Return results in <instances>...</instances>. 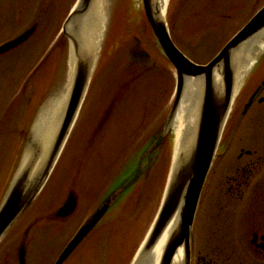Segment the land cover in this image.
<instances>
[{
  "label": "rangeland",
  "instance_id": "obj_1",
  "mask_svg": "<svg viewBox=\"0 0 264 264\" xmlns=\"http://www.w3.org/2000/svg\"><path fill=\"white\" fill-rule=\"evenodd\" d=\"M78 1L0 0V46L37 26L27 43L0 57V205L40 113L67 80L72 46L62 28ZM263 6L264 0H170L165 21L177 48L207 65ZM83 21L99 36L87 97L45 188L0 242V264H20L23 244L27 264H54L109 199L105 220L66 264H132L159 211L175 153V123L159 142L176 98L175 70L155 42L143 0H96L77 25ZM138 52L148 58L136 59ZM71 192L75 213L58 218ZM236 214L235 227L226 229L235 236ZM212 229L201 226L199 246H209Z\"/></svg>",
  "mask_w": 264,
  "mask_h": 264
},
{
  "label": "water",
  "instance_id": "obj_2",
  "mask_svg": "<svg viewBox=\"0 0 264 264\" xmlns=\"http://www.w3.org/2000/svg\"><path fill=\"white\" fill-rule=\"evenodd\" d=\"M95 1L79 0L63 26V35L70 41L72 53L77 59L67 106L48 148L44 150L43 144L36 142L34 137L36 125L29 136L25 151V155L30 154L27 163L22 169L21 166L18 169L0 205V242L31 208L45 188L87 97L99 56L97 54L93 56L95 59L93 63V59L81 49L79 37H77L79 34L75 29L79 28L77 24L90 12ZM143 7L155 42L176 74V98L161 134L163 141L174 124L180 101L185 93L186 81L203 78L204 89L195 141L186 155L181 154L173 161L161 207L140 249L136 264L152 251L173 223L175 229L169 236L160 264H175L179 256L181 261L178 264H191V239L195 216L235 98L233 96L235 82L233 54L264 31V7L207 65L195 64L177 48L166 21L159 18L153 0H143ZM35 32L36 27H33L15 40L1 46L0 56L26 43ZM144 56L148 57V54L145 53ZM216 76L223 80L222 93L217 91ZM112 205L113 200L109 199L94 213L69 242L55 264H65L71 258L104 219ZM76 206L77 201L71 195L66 205L58 212V217H69L75 212ZM26 256V247L23 245L19 251L20 264H26Z\"/></svg>",
  "mask_w": 264,
  "mask_h": 264
},
{
  "label": "flooded vegetation",
  "instance_id": "obj_3",
  "mask_svg": "<svg viewBox=\"0 0 264 264\" xmlns=\"http://www.w3.org/2000/svg\"><path fill=\"white\" fill-rule=\"evenodd\" d=\"M142 55L134 57L141 60ZM235 214L236 236L226 231L235 227ZM207 222L213 227L210 244L199 246V230ZM191 250V264H264V53L231 107L201 195Z\"/></svg>",
  "mask_w": 264,
  "mask_h": 264
},
{
  "label": "bare ground",
  "instance_id": "obj_4",
  "mask_svg": "<svg viewBox=\"0 0 264 264\" xmlns=\"http://www.w3.org/2000/svg\"><path fill=\"white\" fill-rule=\"evenodd\" d=\"M153 3L158 10L159 18L161 20H165L170 0H153ZM98 8H101V6L97 5L96 10ZM79 26H82V29L80 28L81 33L79 34V36H77L79 37L78 41L81 45V49L89 57H91V59H93V63H95V59L93 58V56L95 57L96 54V52H94V50H96L95 47H98L97 39L99 36L96 37L98 30L95 32V34H91L93 30L90 31L91 28L84 21L83 23H80ZM256 52H261L260 54L258 53V58L264 53V31L251 41L244 44L233 54V65L235 68V82L233 91V96H235L234 101L239 95V88H241L243 82L246 80L249 74H251V71L256 65V62L258 60V58L254 59V54ZM76 63L77 59L72 53L70 71L64 87H61L57 95L46 104L37 120L34 137L38 144H43L44 150L50 146L53 136L61 121V116L66 109L68 98L71 92V86L73 84ZM215 85L219 93H222L224 91V83L222 78H220L219 76H216L215 78ZM203 89V78L195 80L189 79L186 81L185 93L182 100L180 101L181 104L174 119V123L176 124L174 160L176 158L178 159L181 154L186 155L193 146L198 132L200 109L203 99ZM29 155V153H26L21 165V169L26 165ZM174 227V223L169 226L157 245L138 264H160L166 244L169 240V236L175 229ZM137 259L138 255L135 257L132 264H136ZM180 261L181 256H179L177 260H175V264L180 263Z\"/></svg>",
  "mask_w": 264,
  "mask_h": 264
},
{
  "label": "trees",
  "instance_id": "obj_5",
  "mask_svg": "<svg viewBox=\"0 0 264 264\" xmlns=\"http://www.w3.org/2000/svg\"><path fill=\"white\" fill-rule=\"evenodd\" d=\"M163 141V139L161 138V136H160V138H159V142H162Z\"/></svg>",
  "mask_w": 264,
  "mask_h": 264
}]
</instances>
